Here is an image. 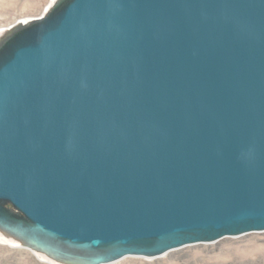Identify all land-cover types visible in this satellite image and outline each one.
Returning <instances> with one entry per match:
<instances>
[{
    "label": "water",
    "instance_id": "obj_1",
    "mask_svg": "<svg viewBox=\"0 0 264 264\" xmlns=\"http://www.w3.org/2000/svg\"><path fill=\"white\" fill-rule=\"evenodd\" d=\"M0 229L62 264L264 232V0H57L9 28Z\"/></svg>",
    "mask_w": 264,
    "mask_h": 264
},
{
    "label": "rangeland",
    "instance_id": "obj_2",
    "mask_svg": "<svg viewBox=\"0 0 264 264\" xmlns=\"http://www.w3.org/2000/svg\"><path fill=\"white\" fill-rule=\"evenodd\" d=\"M55 2L0 0V31L21 21L35 20L46 15ZM0 264L52 263L32 249L0 241ZM113 264H264V232L226 237L213 243L189 245L157 258L130 256Z\"/></svg>",
    "mask_w": 264,
    "mask_h": 264
},
{
    "label": "bare ground",
    "instance_id": "obj_3",
    "mask_svg": "<svg viewBox=\"0 0 264 264\" xmlns=\"http://www.w3.org/2000/svg\"><path fill=\"white\" fill-rule=\"evenodd\" d=\"M56 0H54L55 2ZM31 21V20H30ZM30 21H21L20 23H27V22H30ZM15 26V25H14ZM9 32V28H6V29H2L0 31V39L5 36L7 33ZM0 241L3 242L5 241L6 243H14L18 246H24V248H27L26 247V244H24L22 241L18 240L17 238L11 236L10 234H8L7 232L3 231L2 229H0ZM36 254L40 255V257H43L45 260H47L48 262L52 263V264H62L56 260H53L51 257L49 256H46L45 254L43 253H40V252H37L35 251ZM118 262V261H117ZM116 263V262H114ZM113 264V263H112Z\"/></svg>",
    "mask_w": 264,
    "mask_h": 264
}]
</instances>
